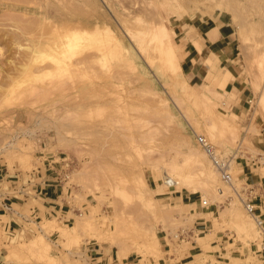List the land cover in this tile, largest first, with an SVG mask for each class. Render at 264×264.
<instances>
[{"label":"rangeland","instance_id":"374dc122","mask_svg":"<svg viewBox=\"0 0 264 264\" xmlns=\"http://www.w3.org/2000/svg\"><path fill=\"white\" fill-rule=\"evenodd\" d=\"M208 1L0 0L1 165L29 177L40 169V154L52 153L73 216L63 226L54 217L36 222L45 232L56 228L63 242L37 230L11 234L0 243V264H77L71 252H56V244L71 250L96 232L116 243L102 242L113 256L118 240L142 257L156 256L163 242L168 253L181 252L194 214L169 195L191 192V186L216 207L214 227L250 244L243 260L259 264L258 230L236 190L245 196L238 162L264 173L257 139L264 128V0ZM218 11L232 26L236 71L249 92L236 113L222 90L229 71L211 68L197 83L188 81L179 51L184 40L198 41L191 29L180 39L172 29L178 19ZM71 29L82 36L74 50L54 49L57 35ZM128 30L157 33L159 42H135ZM191 130L235 157L230 183L221 180ZM172 170L190 190L183 183L166 185ZM76 218H88L91 229L73 230ZM66 229L72 233L64 237Z\"/></svg>","mask_w":264,"mask_h":264},{"label":"crops","instance_id":"0c3cea01","mask_svg":"<svg viewBox=\"0 0 264 264\" xmlns=\"http://www.w3.org/2000/svg\"><path fill=\"white\" fill-rule=\"evenodd\" d=\"M191 27V28H190ZM174 35L179 39L187 30L195 32L198 46L189 38L182 42L179 64L182 74L192 83L202 80L213 68L215 71L227 69L231 77L226 78L222 90L229 99L228 109L240 112L243 102L247 101L249 92L242 78L236 71L235 54L236 42L232 36V26L224 11H218L205 17L191 16L177 20L172 24ZM180 42V41H179ZM207 60H210L212 67ZM259 147L264 152V128L257 137ZM57 161L52 153L40 154V169L35 175L18 176L6 170L0 162V243L12 238L11 234L41 232L46 240H62L56 228L42 231L36 222L43 219L48 222L52 217L58 225H68L73 216L68 214L70 204L65 198L62 186L56 180L54 172ZM238 172L245 183L255 186L257 191L250 197L254 213H258L264 220V173H260L259 166L238 162ZM16 176V177H15ZM35 177L33 181L30 178ZM169 197L175 202L187 207L188 213H193L191 226L185 230L184 236L188 245L181 252L168 253L166 242L161 244L156 256L148 254L142 257L137 252H128L120 257L113 256L105 250V245L94 238L85 240L77 248H64L56 244V252H71L77 264H252L243 260L250 244H244L233 238V232L215 228L216 207L212 204L201 206L198 194L181 190ZM32 223H35L33 228ZM62 247V248H61ZM2 247L0 246V252ZM259 264H264V251L258 250ZM206 256V257H205Z\"/></svg>","mask_w":264,"mask_h":264},{"label":"bare ground","instance_id":"6f19581e","mask_svg":"<svg viewBox=\"0 0 264 264\" xmlns=\"http://www.w3.org/2000/svg\"><path fill=\"white\" fill-rule=\"evenodd\" d=\"M31 1V0H30ZM134 1H136V0H134ZM142 1V0H141ZM171 1V0H170ZM204 1V0H203ZM206 1H208V0H206ZM214 1V0H213ZM216 1V0H215ZM22 2V1H21ZM26 2V1H25ZM122 2V1H121ZM133 2V1H132ZM209 2V1H208ZM27 3V2H26ZM195 3V2H194ZM130 4V3H129ZM121 5V4H120ZM226 5V4H225ZM61 6H63L62 4H61ZM127 6V5H126ZM196 6V5H195ZM218 6V5H217ZM194 7V6H193ZM209 7V6H208ZM124 8V7H123ZM227 8V7H226ZM29 9V8H28ZM126 10V9H125ZM124 10V11H125ZM131 13H133V11L131 12ZM141 13V12H140ZM143 13V12H142ZM127 14H129L130 15V13H127ZM135 14V13H134ZM149 14V13H148ZM151 14V13H150ZM131 15H133V14H131ZM152 15V14H151ZM149 16V15H148ZM147 19V18H146ZM153 20V19H152ZM150 21V20H149ZM131 22V21H130ZM142 22V21H141ZM153 22V21H152ZM133 23V22H132ZM140 23V22H139ZM49 24V23H48ZM127 24H128V22H127ZM134 24V23H133ZM150 23L148 22V25H149ZM156 24V23H155ZM154 24V25H155ZM129 25V24H128ZM151 25V24H150ZM125 26V25H124ZM132 27V26H131ZM62 28V27H61ZM171 28V27H170ZM63 29V28H62ZM61 29V30H62ZM65 29V28H64ZM77 29V28H76ZM76 29H71V31H65L64 33H62V34H60L59 33V35H57L58 37H56L57 38V40L55 41V43H54V45H52L53 46V48L54 49H57V48H59V47H61L62 45V47H64V49H63V51L62 52H64V51H66V52H69V51H71V50H74L73 49V47L79 42V39L80 38H82V36L77 32V30ZM132 30H134L133 28H131ZM63 31V30H62ZM61 31V32H62ZM79 32H81L82 30H78ZM103 31V30H102ZM104 31H106V30H104ZM90 32V31H89ZM112 32V31H111ZM84 33V32H83ZM104 33H106V34H109V33H107V32H104ZM99 34V33H98ZM157 33H153V32H151V31H143V32H141L140 34H137V32H135V33H133V32H131L130 30H128V37L131 39V40H133V41H135V42H138V43H140V42H143V41H145V40H148V42L150 41V42H156V45H157V42H159V37L160 36H158V35H156ZM160 35V34H159ZM164 35V34H163ZM188 35V34H187ZM92 36V35H91ZM106 36V35H105ZM109 36V35H108ZM190 36V35H189ZM188 37V36H187ZM62 38V39H61ZM90 38V37H89ZM107 38V37H106ZM112 38H113V40H114V37L112 36ZM162 38V37H161ZM107 39H109V38H107ZM164 39V38H163ZM96 40V39H95ZM161 40V39H160ZM41 41V40H40ZM167 44V42H164V43H162V44H164V46ZM40 45V44H39ZM198 45V44H197ZM27 47V46H26ZM25 47V48H26ZM29 47V46H28ZM46 47H47V45H46ZM62 47H61V49H62ZM156 47V46H155ZM166 47V46H165ZM170 47V46H169ZM47 48H49V47H47ZM116 48V47H115ZM114 48V49H115ZM120 48V47H119ZM140 48H142V46H140ZM161 48V47H160ZM166 48H168V47H166ZM166 48H165V51H166ZM60 49V50H61ZM106 49V48H105ZM156 49H158L157 47H156ZM30 50V49H29ZM100 50H102V49H100ZM111 50V49H110ZM120 50V49H119ZM169 50H171L170 48H169ZM52 51V50H51ZM54 51V50H53ZM163 51H164V48H163ZM115 52H116V50H115ZM120 52V51H119ZM141 52V51H140ZM160 52H162L161 50H160ZM97 53V52H96ZM165 53V52H164ZM66 54V53H65ZM95 54V53H94ZM105 54V53H104ZM169 54H170V56L169 57H171V59L170 58H168V59H170V63H172L171 62V60H173V54H172V52H170L169 51ZM52 55V54H51ZM59 55V54H58ZM68 55V54H67ZM96 55V54H95ZM163 55V54H162ZM53 56V55H52ZM92 56V55H91ZM65 57H66V55H65ZM61 58V57H60ZM64 58H62V60H63ZM69 59V58H68ZM67 59V60H68ZM57 60H59V58L57 59ZM61 60V59H60ZM65 60V59H64ZM98 60V59H97ZM158 60H160V59H158ZM81 61V60H80ZM85 61V60H84ZM106 61V60H105ZM162 61V60H161ZM61 62V61H60ZM68 62V61H67ZM169 62V61H168ZM65 63V62H64ZM75 63H76V61H75ZM170 63H169V65H170ZM59 64V63H58ZM70 64V63H69ZM74 64V63H73ZM56 65H57V63H56ZM173 65V64H172ZM60 66V65H59ZM66 66V65H65ZM78 67V66H77ZM170 67V66H169ZM81 68V67H80ZM48 70V69H47ZM70 73V72H69ZM201 162V161H200ZM178 163V162H177ZM201 164V163H200ZM201 166H202V164H201ZM203 170L202 171H200V172H202V173H204L205 171H206V167L205 166H203V168H202ZM201 170V169H200ZM173 172H172V174H173V178L169 181V183H173V184H177V185H179L180 183H183V184H180V185H184V183H186V184H188L187 182H183L184 180H185V178L184 177H182L181 175L179 176V174L178 173H176L175 172V170H172ZM178 174V175H177ZM186 181V180H185ZM189 181V180H188ZM189 185H190V183H189ZM189 185H184V187L185 186H188V189H189ZM191 189H193V190H195L194 189V187L192 188V186L190 187ZM190 190V189H189ZM192 190V191H193ZM79 217V216H78ZM54 222H56L55 220H54ZM50 225V224H49ZM48 225V226H49ZM92 223L89 221V219L87 218V219H84V218H76V225H75V227L73 228V230L74 229H77V228H79V229H91V227H92ZM94 231V230H93ZM69 233H72V231L70 232L69 230H64L63 231V236L64 237H66ZM90 237H92V238H96V239H98L99 241H101V242H104V241H106V242H109L110 244H115L116 245V243L113 241V239L112 238H110V236H107L105 233H102V232H96V233H93L92 234V236H90ZM113 237V236H112ZM121 243V242H120ZM119 243V240L117 241V244H118V249H119V253H118V255L120 256V257H122V256H124V255H126L128 252L127 251H125L126 250V248L124 247V245L126 244V243H124V245L122 244V245H119L120 244Z\"/></svg>","mask_w":264,"mask_h":264},{"label":"built area","instance_id":"2783aa9c","mask_svg":"<svg viewBox=\"0 0 264 264\" xmlns=\"http://www.w3.org/2000/svg\"><path fill=\"white\" fill-rule=\"evenodd\" d=\"M192 137L195 143L201 148L202 152L205 154L211 166L218 172L219 177L224 182H231V163L233 158L232 155L222 154L207 138L200 133L191 130ZM57 174V172L55 171ZM57 177V175H56ZM172 183H167L166 185H171ZM245 186H242V189L245 192V196H242L236 190V196L238 197L239 202L241 203L243 209L252 219L255 227L258 230V242L256 248L258 250L264 251V220L259 216L258 213H254L253 204L250 201V197L256 192L255 186L245 183ZM198 202L201 206H206L209 204L205 198L201 196L198 197Z\"/></svg>","mask_w":264,"mask_h":264}]
</instances>
